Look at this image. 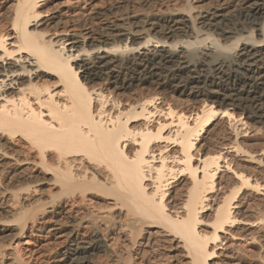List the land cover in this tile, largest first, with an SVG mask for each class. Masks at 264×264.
Returning <instances> with one entry per match:
<instances>
[{
	"label": "bare ground",
	"instance_id": "bare-ground-1",
	"mask_svg": "<svg viewBox=\"0 0 264 264\" xmlns=\"http://www.w3.org/2000/svg\"><path fill=\"white\" fill-rule=\"evenodd\" d=\"M159 1L179 4L124 22L98 0H0V202L17 236L65 244L55 264H218L228 239L264 240V149L241 142L264 126V0ZM21 242L0 264H27Z\"/></svg>",
	"mask_w": 264,
	"mask_h": 264
},
{
	"label": "rangeland",
	"instance_id": "rangeland-1",
	"mask_svg": "<svg viewBox=\"0 0 264 264\" xmlns=\"http://www.w3.org/2000/svg\"><path fill=\"white\" fill-rule=\"evenodd\" d=\"M146 1L148 2V5L147 6L143 5V7H142V5H138V4H135V3H132V2L130 4L129 3L130 0H126V1L125 0H100V1L98 0L97 3L100 6L101 4H103V2H106L105 3L106 5L114 7L115 8L114 10L115 11H119L120 13L117 12L115 17H112V21L121 20V21H124V22L134 21V20H138V19H143V18H146V17L151 18V19L152 18H156L160 13H164L167 10L168 6L173 8V7H175V6H177L179 4V3H176V2L164 3V2H160L159 0H152V2L150 0V3H149V0H146ZM210 1L211 0H208L207 2H210ZM122 2H126V4L127 3L128 4L126 5L124 3V5L122 6V4H123ZM120 8H121V10H120ZM62 21L59 24L60 26H58V28H57L60 31H63V30H78V31H81L82 29L86 31V29L91 25L90 24L89 26H86L87 28L83 27L81 29H79L80 27L68 28V27L71 26V24L70 23H65V21H63V22ZM99 25H100L99 23L95 22L91 26L98 27ZM180 98H182V97H180ZM185 100H187V99H185ZM196 102H197L196 104L200 105V104H202L204 102V98L200 99V100H198ZM247 121L251 125H249V128H248L247 132L245 133V137L241 139V142H243V145L245 147H247V149H249L250 151H254L255 153H263L262 150L264 149V126H263V124H261V125L254 124L250 120H247ZM224 124H222V125L217 127L218 131H220V128H221V130H223V132L220 131L221 134L216 135L217 137H215L214 135H210L209 136V134H206V133H204V135H203V137L205 139H208V137H209L207 142L209 143V150L211 152H214V151L218 150L219 147H221L222 144L230 141L231 138H232L231 130L229 129L230 126L228 124H226V125H224ZM213 136H214V138H210V137H213ZM255 166H252L255 169H251L252 168L251 167V168H249V170L254 173L256 171V169H257V171L260 172V173H258L256 171L255 174H257L259 177H262V176L264 177V174H263L264 172H262L263 170L261 169V167L260 168L259 167L256 168ZM21 167L22 168H26L27 171L30 170V171H28V173L29 172L33 173L34 169H32L31 168L32 166H30L29 164L22 165ZM11 170H13V169H11ZM227 176H229V175L225 174L224 180L228 179ZM0 183H1L0 184V188H3L5 183L2 182V180H1ZM262 193L264 194V191ZM263 194L262 195L258 194L256 196H254V199L257 202L258 201H264V195ZM97 203H98L97 206H100L101 204H103V201L100 202V201L96 200L95 204H97ZM2 208H4V209H2ZM105 210H107V209L100 210V212L102 214L106 215L105 213H107L108 210L107 211H105ZM13 213H14V211L12 210V207L9 206V204L5 205V203L0 202V222L2 223V224H0V227H1L0 230H2V231H0V247L1 246H5V248L6 247L9 248V245H13L14 243L16 245L18 241L22 240V242L20 244V247H21L22 253L26 254L24 259L27 260V264H55V262L58 260V256H59L60 252L63 251V248H64L65 244H61V245L58 244V243H60V239H58L57 236L54 237L53 236V234H54L53 232H50V233L47 234L46 232L48 230L45 229V228H47V226L42 225L41 223L37 224L39 229L32 230L31 232L27 231L26 233H24V235H22L20 237L17 236V233H18L17 229H18L19 225L17 223L12 222L13 221L12 220L13 219L12 218ZM251 216H253V215H251ZM257 217H258L257 215L253 216V218H257ZM244 229H243L244 230L243 233H245L246 235H247V232L248 233L251 232L250 229H248V228H244ZM243 240H244L243 238H238V237L234 238V240L228 239L227 240L228 241V245H230V246L227 245V247H226L227 249H221V251H223L222 252V257H221L223 259V261H218V264H220V263L221 264H228L229 261H231V263H229V264H232V263H234V264H247V263L248 264H252V263L253 264H261L262 262L264 264V255H263L264 251H263V243H262L264 240L261 242L262 239H260L259 240L260 244L258 243L259 242L258 240H257V243H254V244L245 243ZM240 241H242L244 243H242ZM27 242H29V243H27ZM234 242L236 244H234ZM246 244H249V245H246ZM239 248H240V250H239ZM241 248H243V249H241ZM234 249H236L237 252H236V250H235V252H233ZM238 251H239V254H238L239 258L237 256H236V258L239 259V260H237L235 258V256H233V258H231L232 257V253H234V254L236 253L237 254ZM230 253H231V255H230ZM7 254H9V253H7ZM100 255H102V256L100 257ZM100 255L98 254L94 258H92L91 259V264H101V262H102V264H107L108 263L107 255L105 256L107 258L104 257V255H105L104 253H100ZM223 255H225V256H223ZM242 255H243V257H242ZM9 258H4L3 264H8L7 260ZM104 258L106 259L105 263H104V261H105ZM216 260H218V259L216 258ZM236 261H237V263H236ZM249 261H250V263H249ZM223 262H225V263H223Z\"/></svg>",
	"mask_w": 264,
	"mask_h": 264
}]
</instances>
